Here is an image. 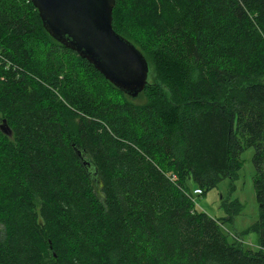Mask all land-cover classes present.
<instances>
[{
	"label": "trees",
	"instance_id": "obj_1",
	"mask_svg": "<svg viewBox=\"0 0 264 264\" xmlns=\"http://www.w3.org/2000/svg\"><path fill=\"white\" fill-rule=\"evenodd\" d=\"M113 27L169 81L132 98L0 0V264H264V0H116ZM249 147L258 250L188 188L235 179Z\"/></svg>",
	"mask_w": 264,
	"mask_h": 264
},
{
	"label": "water",
	"instance_id": "obj_2",
	"mask_svg": "<svg viewBox=\"0 0 264 264\" xmlns=\"http://www.w3.org/2000/svg\"><path fill=\"white\" fill-rule=\"evenodd\" d=\"M46 30L88 60L112 84L136 98L148 83L149 65L141 51L113 27L116 0H31ZM3 133L12 135L4 119ZM74 149L88 173L97 169L85 150Z\"/></svg>",
	"mask_w": 264,
	"mask_h": 264
},
{
	"label": "rangeland",
	"instance_id": "obj_3",
	"mask_svg": "<svg viewBox=\"0 0 264 264\" xmlns=\"http://www.w3.org/2000/svg\"><path fill=\"white\" fill-rule=\"evenodd\" d=\"M164 66L158 61L151 63L148 76L149 83L154 85L160 80L166 83L169 81L170 73L166 74L167 70ZM258 80L264 82V76ZM170 84L166 86L165 91L170 101L176 103ZM144 99L147 98H139V101ZM253 156L254 148H246L240 155L243 164L235 179L231 180L229 177H225L217 186L205 191L204 194L194 195V199L197 210L220 220L221 228L228 236L230 243L239 240L245 246L258 250V233L255 231L245 232L247 228L256 224L260 216V208L254 188L256 170ZM188 188L193 192L198 189V186L191 181L188 183Z\"/></svg>",
	"mask_w": 264,
	"mask_h": 264
},
{
	"label": "built area",
	"instance_id": "obj_4",
	"mask_svg": "<svg viewBox=\"0 0 264 264\" xmlns=\"http://www.w3.org/2000/svg\"><path fill=\"white\" fill-rule=\"evenodd\" d=\"M194 193H195V195H201L202 194V190L201 189H195Z\"/></svg>",
	"mask_w": 264,
	"mask_h": 264
}]
</instances>
